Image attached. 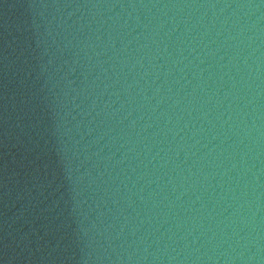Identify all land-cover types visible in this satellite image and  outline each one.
<instances>
[{
    "label": "water",
    "instance_id": "1",
    "mask_svg": "<svg viewBox=\"0 0 264 264\" xmlns=\"http://www.w3.org/2000/svg\"><path fill=\"white\" fill-rule=\"evenodd\" d=\"M88 264H264V0H72Z\"/></svg>",
    "mask_w": 264,
    "mask_h": 264
}]
</instances>
